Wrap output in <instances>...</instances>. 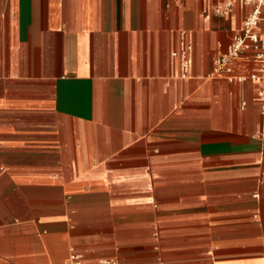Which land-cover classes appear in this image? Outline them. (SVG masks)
<instances>
[{"label": "crops", "instance_id": "0c3cea01", "mask_svg": "<svg viewBox=\"0 0 264 264\" xmlns=\"http://www.w3.org/2000/svg\"><path fill=\"white\" fill-rule=\"evenodd\" d=\"M253 9L0 0V264H264L262 85L208 78Z\"/></svg>", "mask_w": 264, "mask_h": 264}, {"label": "built area", "instance_id": "2783aa9c", "mask_svg": "<svg viewBox=\"0 0 264 264\" xmlns=\"http://www.w3.org/2000/svg\"><path fill=\"white\" fill-rule=\"evenodd\" d=\"M254 7L243 21L241 32L235 35L230 45L219 51L213 59V68L208 78L226 79L231 82H253L262 85L260 98L264 103V23L261 28L264 0H241ZM230 6V5H228ZM178 59L179 77L188 79L192 75L194 59L193 44L187 32L180 33L179 48L173 53ZM254 67V71L237 75V68ZM264 115V108H263ZM259 137L264 138V123L261 125ZM71 264H93L74 260ZM108 264V263H103Z\"/></svg>", "mask_w": 264, "mask_h": 264}]
</instances>
